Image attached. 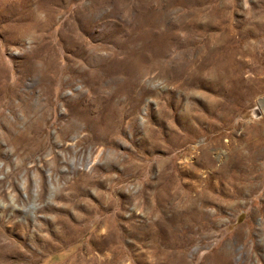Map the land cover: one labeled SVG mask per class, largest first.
I'll list each match as a JSON object with an SVG mask.
<instances>
[{"label": "rangeland", "instance_id": "1", "mask_svg": "<svg viewBox=\"0 0 264 264\" xmlns=\"http://www.w3.org/2000/svg\"><path fill=\"white\" fill-rule=\"evenodd\" d=\"M0 264H264V0H0Z\"/></svg>", "mask_w": 264, "mask_h": 264}, {"label": "bare ground", "instance_id": "2", "mask_svg": "<svg viewBox=\"0 0 264 264\" xmlns=\"http://www.w3.org/2000/svg\"><path fill=\"white\" fill-rule=\"evenodd\" d=\"M46 13V12H45ZM40 18V17H39ZM43 19V18H42ZM32 27V26H31ZM35 28V27H34ZM72 34V33H71ZM30 35H31V33H30ZM68 35V34H67ZM33 38V37H32ZM68 58V57H67ZM79 59V58H78ZM80 61V60H79ZM74 66V65H73ZM38 76V75H37ZM154 85V84H153ZM48 92V91H47ZM65 104V103H64ZM88 183V182H87ZM35 208V206H34V204H32L31 206H29V211H30V213L32 214V211H33V209ZM190 210V209H189ZM79 215V214H78ZM57 223V222H56ZM19 225H20V223H19ZM23 228V227H22ZM22 232V231H21ZM25 233V232H24ZM72 234L70 233V229L68 230V232L66 233V234H63V235H61L60 236V238H65V237H68V238H72ZM58 238H59V236H57ZM38 240V239H37ZM51 241V240H50ZM41 243V242H40ZM45 244V243H44Z\"/></svg>", "mask_w": 264, "mask_h": 264}]
</instances>
